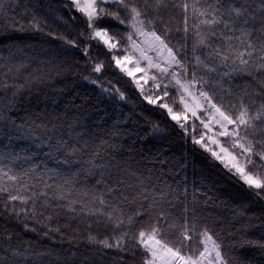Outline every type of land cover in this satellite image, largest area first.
Masks as SVG:
<instances>
[{"label":"trees","instance_id":"trees-1","mask_svg":"<svg viewBox=\"0 0 264 264\" xmlns=\"http://www.w3.org/2000/svg\"><path fill=\"white\" fill-rule=\"evenodd\" d=\"M65 2L0 0L8 17L16 16L27 29L0 31V83L22 86L16 96L15 87L0 88V156H11L18 169L34 168L33 183L41 176L56 183L55 173H60L74 176L81 187L103 190L107 185L113 196L130 200L141 192L149 198L168 194L174 214H195L222 245L229 264H264V197L193 144L190 128L185 135L165 110L148 104L102 45L92 41L85 56L83 44L71 48L58 39L82 40L79 34L86 27L81 14ZM33 14L47 21L44 31L27 28ZM96 62L105 65L101 73L92 71ZM253 83L250 76L234 74L224 88L239 90ZM103 88H118L124 99ZM215 99L220 101V95ZM223 103L230 101L225 98ZM138 207L131 203L127 211ZM28 223L37 230L0 217V241L11 234V248L23 253L13 258L4 251L9 243L0 242V264L12 259L37 264L34 252L44 253L40 264H114L120 256V264H142V250L135 257L112 249L97 251L82 228L75 239L63 228L45 236L46 228ZM92 231L98 238L109 235L102 225L94 224Z\"/></svg>","mask_w":264,"mask_h":264},{"label":"snow or ice","instance_id":"snow-or-ice-1","mask_svg":"<svg viewBox=\"0 0 264 264\" xmlns=\"http://www.w3.org/2000/svg\"><path fill=\"white\" fill-rule=\"evenodd\" d=\"M253 3L68 0L64 6L84 18L86 27L79 34L83 39L57 38L71 48L83 44L85 56L92 41L102 45L115 68L131 77L142 95L140 81H151L152 94L144 95V100L165 110L185 135L191 128L193 144L264 197V0ZM47 26L45 19L33 14L27 28L44 31ZM7 30L27 29L16 16L9 18L0 5V31ZM104 67L103 62H96L92 71L101 73ZM137 72L143 74L139 79ZM234 74L250 76L253 85L225 89L224 84L231 85ZM7 87H15L12 95L16 96L22 86L0 83V88ZM102 90H114L124 99L118 88ZM217 94L220 101L215 99ZM225 98L230 101L227 106ZM197 127L201 129L199 136L195 134ZM34 171L18 169L11 156H0V217L21 222L29 231L37 229L28 221L40 224L47 229L45 236L61 233L63 228L78 239L82 228L87 232V243L98 246L97 251L112 249L135 257L136 250H142V264H229L222 245L207 227H201L195 214L186 210L180 216L174 214L168 194L149 198L141 192L130 200L123 194L113 196L107 185L103 190L81 187L74 176L60 173H55L56 183H48L43 176L33 183ZM131 203H139V207L129 212ZM53 221L56 227H51ZM94 224L102 225L109 235L98 238L92 231ZM11 239V234L3 235L0 242L9 243L4 251H10L13 258L23 256L19 249L11 248ZM33 255L40 264L44 253ZM123 259L120 256L114 264ZM10 264L17 262L12 259Z\"/></svg>","mask_w":264,"mask_h":264},{"label":"rangeland","instance_id":"rangeland-1","mask_svg":"<svg viewBox=\"0 0 264 264\" xmlns=\"http://www.w3.org/2000/svg\"><path fill=\"white\" fill-rule=\"evenodd\" d=\"M136 75V78L139 79L143 74L140 73V72H137L135 73ZM127 76V75H126ZM128 77V76H127ZM130 80H132L134 83L135 81L131 78V77H128ZM141 84H143V87H144V95H149V94H152V92L150 91L151 87H152V82L151 81H148L147 84H144L143 80L140 81ZM136 85V83H135ZM139 90V89H138ZM140 91V90H139ZM168 102L171 103V97L168 98ZM176 110H179V105H175L174 106ZM189 123H191V121H189ZM197 125H198V122H196ZM191 129V128H190ZM201 129L199 127H197L196 129V135L199 136V133H200ZM209 147H214L213 145L209 144Z\"/></svg>","mask_w":264,"mask_h":264}]
</instances>
